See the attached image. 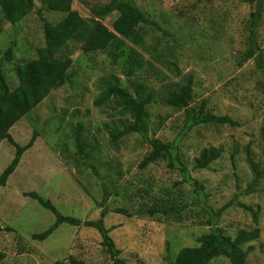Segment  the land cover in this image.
I'll use <instances>...</instances> for the list:
<instances>
[{
  "label": "rangeland",
  "instance_id": "rangeland-1",
  "mask_svg": "<svg viewBox=\"0 0 264 264\" xmlns=\"http://www.w3.org/2000/svg\"><path fill=\"white\" fill-rule=\"evenodd\" d=\"M109 1L73 0V9L92 18V9ZM135 1L172 33L166 37L162 31L148 28L145 47L159 44L166 53L167 46L170 54L156 62L155 70L146 63L129 77L126 57L114 62L108 51L73 52L72 83L53 91L11 130L19 144H28L36 132L37 140L23 155L8 185L0 188V264H70V258L92 264L112 262L101 234L94 228L61 224L46 240H35L33 235L50 227L55 217L26 195L32 191L51 199L64 214L83 220H97L106 197L109 212L105 224L129 264H170L181 248L198 244V237L209 232L210 227L206 225L208 216L194 204L198 196L193 187L181 183L180 172L170 168L167 159L141 168L149 145L138 134L112 143L111 108L94 105L102 80L115 75L123 85L128 80L145 81L156 98L149 106V135L172 142L184 126V111L163 100L168 95L167 84L179 82L187 73L195 77L193 104L206 99L213 112L229 115L240 124L195 127L183 137L180 152L192 168L201 149L223 147L222 158L210 169L193 170V176L205 185L207 201L215 210L232 203L217 222L231 235L254 227L253 215L238 206V200L255 210L260 208L262 234L252 244L248 264H264V179L255 192L241 194L252 179L245 158L248 145L255 161L264 168V69L257 70L253 60L243 66L237 64V56L245 49V26L255 5L245 0ZM66 14L47 11L36 0V9L18 23L2 21L0 67L11 87L18 84V63L35 57L37 48L45 45L44 21L55 24ZM117 15L114 12L103 23L111 27ZM215 25L223 26L219 32L222 34ZM260 37L264 49V21ZM123 40L124 56L133 48L145 50L132 38ZM9 49L11 60L6 59ZM144 56L151 59L146 51ZM80 123L89 144L90 161L98 174L77 154L74 131ZM14 155V146L0 141V174ZM163 202L188 205L184 218L147 213ZM117 208H125L132 215L118 213ZM208 264L231 262L219 256Z\"/></svg>",
  "mask_w": 264,
  "mask_h": 264
},
{
  "label": "trees",
  "instance_id": "trees-1",
  "mask_svg": "<svg viewBox=\"0 0 264 264\" xmlns=\"http://www.w3.org/2000/svg\"><path fill=\"white\" fill-rule=\"evenodd\" d=\"M39 1L47 11H59L67 14L55 24L44 21L45 45L37 48L35 57L18 63L16 68L18 84L15 87H11L4 70L0 67V141L6 140L15 148L12 161L0 174V188L8 185L9 179L19 167L23 155L33 147L37 140L36 132L28 144H19L11 134L12 128L28 116L53 91L63 87L66 83H72L70 70L73 64L72 54L76 49H80L83 53L108 51L114 62L121 57H126L125 64L128 67L129 77L137 74L146 63L155 70L156 62L164 59L171 52V48L167 46L165 51H168L163 52L162 48L158 47L159 44L145 47L144 37L150 34L148 28L162 31L166 37L172 33L167 32L153 18L152 14L143 11L135 0H110L103 6L93 8L94 16L92 18H85L77 10H74L73 0ZM245 1L254 4L255 10L250 13L247 20L245 49L237 56V64L243 66L249 60H253L255 68L263 70L264 49L260 37V27L264 21V0ZM35 9L36 0H0V35L3 32L2 21L18 23ZM114 12L118 15L109 27L103 21ZM217 25L215 28L217 27L219 33L223 26ZM125 37L132 38L145 50L138 51L133 48L127 56H124L126 51L122 47L125 44L123 40ZM145 51L149 53L151 59L145 58ZM155 52H159V54ZM12 58V49H9L6 51V59L11 60ZM169 63L175 64L173 61H169ZM167 88H169L168 95L163 101L175 109L183 110L185 118L182 130L172 142L149 135V106L156 98H154V90L145 81L128 80V84L123 85L121 79L115 75L102 80L94 105L98 108H111L110 117L114 123L113 128L110 129L112 143H117L132 134L140 135L144 143L150 147V151L141 162V168L167 159L168 166L180 172L181 183L193 187L198 196L194 204L200 205L208 216L206 225L210 227V231L198 237L196 246L181 248L175 260H171L170 264H208L219 256L227 257L231 264H248V255L253 248L252 244L258 241L262 234L259 222L260 208L255 210L253 206L238 200L237 205L250 211L253 215L254 227L239 229L235 235H231L217 222L232 203L215 210L207 201L205 185L192 173L193 170L210 169L215 161L222 158L223 147L212 145L201 149L194 158L192 168L189 167L180 152V143L183 137L195 127L206 125L236 127L240 123L229 115H219L213 112L206 99H203L198 105L193 104L196 98L193 73H187L179 82L167 84ZM83 129L84 126L80 123L74 131L77 154L88 167L92 168L95 174H98L96 167L90 161L91 153L87 150L89 144ZM245 152L246 162L252 171V179L246 191L241 194L248 195L255 192L264 179V168L262 169L255 161L249 145L245 148ZM26 195L37 201L43 209L48 210L55 217V222L50 227L33 235L35 240H46L61 224L94 228L101 234L102 244L112 261L98 264H129L121 256L122 251L112 237L111 230L105 224V218L109 212L105 205L106 197L103 199L100 217L97 220H83L73 215L64 214L51 199L45 198L35 191ZM237 198L238 195L233 201ZM187 206L163 202L149 208L147 213L150 215L162 214L181 220L184 218ZM115 211L125 216L132 215L125 208H117ZM8 230L13 229L8 227ZM69 263L92 264L77 258H70Z\"/></svg>",
  "mask_w": 264,
  "mask_h": 264
}]
</instances>
